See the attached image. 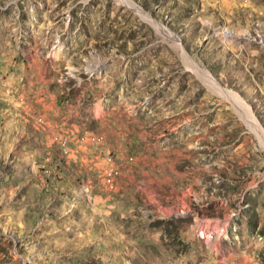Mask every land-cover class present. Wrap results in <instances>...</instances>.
<instances>
[{
	"label": "rangeland",
	"instance_id": "rangeland-1",
	"mask_svg": "<svg viewBox=\"0 0 264 264\" xmlns=\"http://www.w3.org/2000/svg\"><path fill=\"white\" fill-rule=\"evenodd\" d=\"M228 93L264 134V0H0V264H264Z\"/></svg>",
	"mask_w": 264,
	"mask_h": 264
},
{
	"label": "bare ground",
	"instance_id": "bare-ground-1",
	"mask_svg": "<svg viewBox=\"0 0 264 264\" xmlns=\"http://www.w3.org/2000/svg\"><path fill=\"white\" fill-rule=\"evenodd\" d=\"M223 95V93H222ZM226 96V95H224ZM228 97L229 99H231L236 106L239 107V110L242 112V118L244 119L246 125L250 128V130L253 132V134L255 135L256 139L258 140L261 148L264 151V134L261 130V128L259 127V125L255 122V120H252V116L250 115V112L248 111V109L246 107H244V109L241 107V104L239 103L240 101H237L235 98V95L232 93H228Z\"/></svg>",
	"mask_w": 264,
	"mask_h": 264
}]
</instances>
